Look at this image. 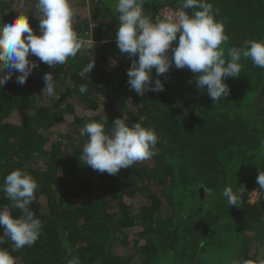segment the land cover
<instances>
[{
	"label": "trees",
	"instance_id": "16d2710c",
	"mask_svg": "<svg viewBox=\"0 0 264 264\" xmlns=\"http://www.w3.org/2000/svg\"><path fill=\"white\" fill-rule=\"evenodd\" d=\"M110 2L72 0L74 28L83 39L92 36V49L53 68L41 63L23 86L16 73L0 89V183L26 169L39 184L30 207L44 225L34 245L12 253L17 264H68L76 254L82 264L254 261L264 244V191L256 183L264 172V69L242 60L240 76L226 81L229 95L215 104L197 88L195 73L175 67L163 92L139 96L127 83L131 60L116 47L119 21ZM210 2L230 37L226 53L245 39H264V0ZM180 3L145 0L144 7L156 17ZM34 7L35 0H0V22L26 14L38 34ZM93 58L91 73L81 74ZM46 72L57 84L52 98L41 93ZM105 116L108 127L118 117L153 127L163 141L159 155L114 176L82 164L87 138L79 129ZM240 184L239 207L228 205L224 188ZM254 192L259 198L250 203ZM9 204L0 193V207ZM3 247L11 251V242Z\"/></svg>",
	"mask_w": 264,
	"mask_h": 264
},
{
	"label": "clouds",
	"instance_id": "9594fccd",
	"mask_svg": "<svg viewBox=\"0 0 264 264\" xmlns=\"http://www.w3.org/2000/svg\"><path fill=\"white\" fill-rule=\"evenodd\" d=\"M145 0H111L110 7L119 23L115 43L120 53L131 60L127 69L128 86L139 96L147 92H163L173 67L195 73L198 89H204L215 103L226 98L230 87L228 78H238L243 70L242 60L264 69V39H245L240 46L225 50L229 41L225 22L218 20L217 9L210 0H181L174 11L153 17L145 11ZM34 16L39 15L38 34L29 23V15L19 14L7 23L0 22V89L16 75L15 82L26 84L29 76L41 63L52 67L76 58L85 46L84 39L74 28L77 12L72 0H35ZM103 43H108L107 40ZM33 56L37 59H30ZM94 58L81 74L91 73ZM155 71V79L153 73ZM164 76V80L160 77ZM41 93L54 97L57 84L52 72L42 76ZM86 93L87 85L79 88ZM188 110H184V115ZM107 117L91 120L79 129L86 137L79 159L94 171L116 175L159 155L157 145L163 143L153 127L141 122L129 123L116 118L108 127ZM259 190L264 191V172L256 178ZM39 188L37 180L23 168L11 171L0 183V193L10 201L0 207V264H17L12 253L34 245L43 234V222L31 209ZM246 188L235 190L226 186L222 192L227 204L239 207ZM13 209L20 215H13ZM10 241L11 251L3 245ZM69 254L74 251L68 249ZM260 255L253 260L238 258L233 264H264V244ZM68 264H82L78 254L71 255Z\"/></svg>",
	"mask_w": 264,
	"mask_h": 264
},
{
	"label": "rangeland",
	"instance_id": "374dc122",
	"mask_svg": "<svg viewBox=\"0 0 264 264\" xmlns=\"http://www.w3.org/2000/svg\"><path fill=\"white\" fill-rule=\"evenodd\" d=\"M85 41V46L83 47V49H86V50H89V49H92V47L95 45V42H93V39H84ZM35 59V58H34ZM70 131L68 132H65V133H69ZM258 195L256 192L252 193L251 194V199H250V203H255L257 200H258Z\"/></svg>",
	"mask_w": 264,
	"mask_h": 264
},
{
	"label": "built area",
	"instance_id": "2783aa9c",
	"mask_svg": "<svg viewBox=\"0 0 264 264\" xmlns=\"http://www.w3.org/2000/svg\"><path fill=\"white\" fill-rule=\"evenodd\" d=\"M175 9L171 8V7H164L162 10L159 11L158 15H161L163 13L169 12V11H174Z\"/></svg>",
	"mask_w": 264,
	"mask_h": 264
},
{
	"label": "crops",
	"instance_id": "0c3cea01",
	"mask_svg": "<svg viewBox=\"0 0 264 264\" xmlns=\"http://www.w3.org/2000/svg\"><path fill=\"white\" fill-rule=\"evenodd\" d=\"M92 39V36L91 35H87L86 39ZM94 42V41H93ZM35 57H32V59H34Z\"/></svg>",
	"mask_w": 264,
	"mask_h": 264
}]
</instances>
